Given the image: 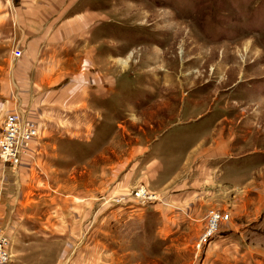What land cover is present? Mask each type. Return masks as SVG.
<instances>
[{
	"label": "rangeland",
	"instance_id": "rangeland-1",
	"mask_svg": "<svg viewBox=\"0 0 264 264\" xmlns=\"http://www.w3.org/2000/svg\"><path fill=\"white\" fill-rule=\"evenodd\" d=\"M92 5L109 19L108 98L44 114L16 89L10 58L42 16L0 0V133L14 111L40 127L18 167L0 162L13 264H264V0ZM151 152L168 171L199 153L186 167L201 182L184 171L154 188ZM140 186L161 200L143 206ZM156 203L198 215L144 211ZM211 210L227 219L199 249Z\"/></svg>",
	"mask_w": 264,
	"mask_h": 264
},
{
	"label": "crops",
	"instance_id": "crops-1",
	"mask_svg": "<svg viewBox=\"0 0 264 264\" xmlns=\"http://www.w3.org/2000/svg\"><path fill=\"white\" fill-rule=\"evenodd\" d=\"M22 3L25 9L39 11L42 16L37 18L36 27L22 32L28 38L23 40L20 47L23 55L15 58L10 52L14 63L12 76L15 87L24 91V101H28L41 113L42 107L45 110L55 105L78 107L89 104L90 98L102 97L104 100L105 94L108 98L111 60L107 44L110 38L109 32L104 31L103 24L109 19L98 18L95 21L96 17L90 13L95 9L92 0H22ZM152 152L150 157L152 171L154 170V188L165 190L163 188L169 183H175L177 178L183 176L184 171H191L192 174L197 171L198 178L195 177L194 180L201 182L200 178L204 175L202 168L186 167L190 162L200 159L199 153H193L189 157L187 155V163L183 157L177 167L168 171L167 161L152 156ZM203 170L207 173V168ZM183 183L182 187L186 185ZM168 198L169 202L181 203L185 201L184 191ZM165 205L156 203L149 205L144 211H158L161 217L168 213L167 216L183 218L184 221L198 215L193 210L186 215L175 210L171 212Z\"/></svg>",
	"mask_w": 264,
	"mask_h": 264
},
{
	"label": "built area",
	"instance_id": "built-area-1",
	"mask_svg": "<svg viewBox=\"0 0 264 264\" xmlns=\"http://www.w3.org/2000/svg\"><path fill=\"white\" fill-rule=\"evenodd\" d=\"M12 55L19 58L23 55V51L19 47H15L12 50ZM39 134L40 127L35 120L27 118L21 111L8 114L0 133V162L11 167H18ZM134 194L143 206L161 200L158 194L149 191L145 186L136 188ZM225 219H227L225 213L217 210L210 211L207 230L198 244L199 249L206 241H210L214 237ZM11 247L12 239L9 231L6 227L0 226V264H13Z\"/></svg>",
	"mask_w": 264,
	"mask_h": 264
}]
</instances>
